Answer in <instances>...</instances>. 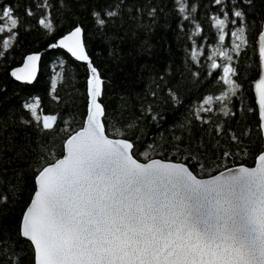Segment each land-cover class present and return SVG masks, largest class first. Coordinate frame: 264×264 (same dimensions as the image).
<instances>
[{"label": "trees", "instance_id": "1", "mask_svg": "<svg viewBox=\"0 0 264 264\" xmlns=\"http://www.w3.org/2000/svg\"><path fill=\"white\" fill-rule=\"evenodd\" d=\"M180 3L185 6L183 14ZM180 3L0 0V10L11 8L18 20L14 39L13 33H0V264H33L32 248L19 234L33 180L42 167L62 156L63 143L81 128L85 117L88 66L51 47L76 27L81 28L88 60L103 81L98 102L104 109L105 133L130 141L135 159L182 163L198 178L254 166L263 151L252 87L259 76L257 38L264 0ZM236 9L244 13L243 21L232 15ZM225 12L228 20L220 41L221 31L212 18L223 19ZM94 14L105 23L97 24ZM45 18L52 24L51 31L39 23ZM0 24L10 27L6 19ZM197 25L200 32L194 35ZM241 26L247 44L241 45L237 55L233 43L239 41L232 32ZM4 40L9 41L7 49ZM221 51L232 60L220 56ZM41 52L38 75L31 85L10 78L9 72L24 56ZM213 60L221 67L213 69ZM226 64L236 69L235 95L221 79ZM226 92V100L215 99ZM209 96L213 99L205 105ZM37 98L38 111L57 117L51 129H44L24 107Z\"/></svg>", "mask_w": 264, "mask_h": 264}, {"label": "snow or ice", "instance_id": "2", "mask_svg": "<svg viewBox=\"0 0 264 264\" xmlns=\"http://www.w3.org/2000/svg\"><path fill=\"white\" fill-rule=\"evenodd\" d=\"M214 2L220 5L223 0ZM179 11L185 12L183 3ZM94 15L97 24L105 23ZM232 15L244 19L239 9ZM5 19L10 27L0 24V33H13L18 20L9 7L0 10V20ZM212 19L223 41L228 13L223 19ZM45 20L39 23L51 31V22ZM199 32L197 25L194 35ZM80 33L76 27L51 47L66 48L77 60L88 61ZM232 36L239 41L233 43L239 55L241 45L247 44L245 28L239 27ZM3 46L7 49L9 41L4 40ZM219 55L232 60L226 52ZM196 56L193 49L192 58ZM259 58L260 77L254 87L264 132V31L259 34ZM38 59L27 57L25 69ZM88 67V116L83 127L65 141L63 157L39 170L36 191L22 217L20 235L34 248V264H264V152L253 168L241 166L209 179L197 178L182 163L154 159L141 163L134 158L130 141L106 135L100 120L104 109L96 100L103 81L90 62ZM211 67L221 65L213 60ZM20 71L24 69L12 75L20 79ZM235 74L230 64L223 66L221 79L233 95L239 88L232 79ZM227 98L226 92L215 99ZM212 99L207 97L204 104ZM24 107L44 129H51L57 120L38 111V98Z\"/></svg>", "mask_w": 264, "mask_h": 264}, {"label": "water", "instance_id": "3", "mask_svg": "<svg viewBox=\"0 0 264 264\" xmlns=\"http://www.w3.org/2000/svg\"><path fill=\"white\" fill-rule=\"evenodd\" d=\"M261 31H264V20H263V23H262ZM71 32H72V31H71ZM71 32H69V33H71ZM69 33H68V34H69ZM68 34H67V35H68ZM65 36H66V35H65ZM79 41H80V43L82 44V35H81V33H80V35H79ZM59 48H60V47H59ZM60 49H62V50H63V51H64V52H65V53H66V54L72 59V60H74V61H76V62H78V63H81V64H85V65L88 66L89 60H88V61L77 60L74 56H72V54H71L70 52L67 51L66 48H60ZM47 50H48V49H47ZM43 53H44V52H41V53H33V54H28V55L24 56V57L22 58V60H21L20 65L17 66V67H15V68H13V69L9 72V76H10V78H11L14 82H16L17 84H21V85H31V84L35 81V79H36V77H37V75H38L40 58H41V55H42ZM257 55H258V58H259V35H258V38H257ZM29 56H38L39 59H38V60H34V61H30V62H28V63H29V66H30V69H25V63H26L27 57H29ZM18 69H24V71L17 72V75L21 77L20 79H17L15 76L12 75V73H13V72H16ZM88 69H89V67H88ZM29 70H31V71L34 73V75H33L32 77L27 76V72H28ZM89 74L91 75L90 69H89ZM259 77H260V58H259V76H258L257 80L253 83V87H252L253 95H254V98H255V105H256L257 114H258L259 127H260L259 106H258V104H257V94H256V90H255V87H254L255 83L259 80ZM88 88H89V86H88V82H87V87H86L87 104H86V109H85V117H84V119H83V122H82V126H81V128L83 127L84 121L86 120V118H87V116H88V108H89V95H88ZM96 100H97V102H98V97L96 98ZM98 103H99V102H98ZM102 117H103V116H102ZM102 117H100L101 122H102ZM81 128H80V129H81ZM80 129H78L77 131H79ZM260 131H261V129H260ZM73 134H74V133H73ZM261 135H262V142H263V151H262V152H264V132L261 131ZM109 138H110V137H109ZM67 139H68V138H67ZM67 139H66V140H67ZM110 139H119V138H110ZM66 140H65V141H66ZM64 144H65V142H64L63 145H62V156H61L60 158H62L63 155L65 154V153H64ZM60 158H59V159H60ZM256 159H257V158H256ZM154 160H156V159H154ZM160 161H162V160H160ZM54 162H55V161H54ZM54 162H53V163H54ZM147 162H148V161H147ZM147 162H144V163H147ZM164 162H166V161H164ZM171 163H173V162H171ZM255 166H256V160H255V163H254V166H253V167H255ZM239 167H241V166L234 167V168H230V169L235 170V169H237V168H239ZM243 167H244V166H243ZM253 167H251V168H253ZM189 170H190V169H189ZM228 170H229V169H228ZM228 170H225V171H223V172H224L225 174H227ZM219 174H220V173H219ZM219 174H217V175H219ZM36 176H37V175H36ZM215 176H216V175H215ZM212 177H213V176H212ZM197 178H198V177H197ZM209 178H211V177H209ZM209 178H199V179H209ZM35 179H36V177H35L34 180H33L34 191H33L32 195H31L30 201H29L28 205L26 206L25 210H26V209L28 208V206L30 205L31 200H32V198H33V196H34V193H35V191H36V183H35ZM25 210H24L23 213H22V217H23V214H24ZM22 217H21L20 224H19V234H20V225H21V222H22ZM20 237H21L23 240H25L26 242H28V243L30 244V246H31V248H32V251H33V264H34V256H35V253H34V248H33L32 244H31V242H30L29 240H27L26 238L22 237L21 235H20Z\"/></svg>", "mask_w": 264, "mask_h": 264}]
</instances>
